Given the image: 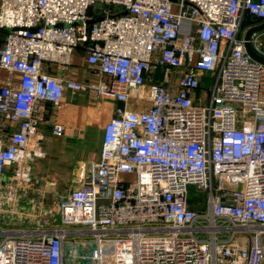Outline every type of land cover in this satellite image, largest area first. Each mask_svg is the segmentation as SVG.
<instances>
[{"label": "built area", "instance_id": "1", "mask_svg": "<svg viewBox=\"0 0 264 264\" xmlns=\"http://www.w3.org/2000/svg\"><path fill=\"white\" fill-rule=\"evenodd\" d=\"M263 22L264 0H0V177L32 179L44 103H116L55 215L0 218V264H66L68 238L92 264H264V64L244 45ZM248 42L264 58V30ZM79 48L91 81L47 71Z\"/></svg>", "mask_w": 264, "mask_h": 264}, {"label": "crops", "instance_id": "2", "mask_svg": "<svg viewBox=\"0 0 264 264\" xmlns=\"http://www.w3.org/2000/svg\"><path fill=\"white\" fill-rule=\"evenodd\" d=\"M47 71L78 82H89L94 76L93 69L86 64L82 48L75 52L72 65L68 69L60 71L56 66L51 65ZM155 77L158 80L161 78L158 74ZM90 98L89 93L66 91L58 106L43 104L44 119L39 127L40 139L38 138V141L31 145V148L37 145L35 148L39 149L43 156L29 161L28 166L30 177L40 184L42 193L44 190V193L47 191L48 194L44 197L47 202L45 203L44 199L43 201L32 199L30 190L33 186L26 185L20 192V188L14 185V170L9 168L1 177L0 182V218L3 222L5 221V225L10 223L8 226L12 228H21L23 223L19 218L22 214L19 212L24 209L46 207L55 210L59 199L83 180L88 163L97 160L103 126L111 118L116 103L106 98H103L102 102L92 103ZM101 121L103 124L98 131L97 128ZM54 124L62 126L60 135L53 134ZM13 190L23 194L17 204H10L3 200V195ZM25 190L27 193L24 195ZM2 202L14 212H5L2 209L4 207Z\"/></svg>", "mask_w": 264, "mask_h": 264}, {"label": "rangeland", "instance_id": "3", "mask_svg": "<svg viewBox=\"0 0 264 264\" xmlns=\"http://www.w3.org/2000/svg\"><path fill=\"white\" fill-rule=\"evenodd\" d=\"M207 77H209L210 75L207 74ZM211 77V76H210ZM89 95L91 96L90 98V102L94 103V102H102L101 97L96 96L93 92H90ZM98 99V100H97ZM104 101V100H103ZM116 106V104H114V107ZM103 122H100V125H98V131H100V128L102 126ZM32 178L29 183H26L25 181L21 180L20 177L17 178V180H15V185L16 187H19V191L22 192L23 189L26 187V185H30L33 182ZM0 182H1V177H0ZM40 184H36L33 185V189L30 190V194L32 195V199L37 201H43L46 203L47 200H45L44 197L47 196V191L46 193L45 190L42 193V189L39 187ZM2 188H4L5 186H1ZM38 188V189H36ZM4 190V189H1ZM6 191H4L5 193ZM45 194V195H43ZM43 195V197L41 196ZM50 199V198H49ZM6 206V205H3ZM48 208L46 207H41V209L39 208H34V209H24V211H18L19 214L21 215V218H19L20 222H22V226L21 228L24 230H28V231H32L35 230L37 227L36 225H34L37 221H39L40 223L43 221L44 217V211H47ZM53 214L55 215V210H52ZM58 216V213H56ZM2 215V214H1ZM91 238V235H86L85 237L81 236L80 239H85L88 241V239ZM94 245L93 243L88 244L86 246H79L77 244H75V242L73 240H70V238H68L67 242L64 245V256H65V263L66 264H92L89 261L88 256L91 254V251L93 249Z\"/></svg>", "mask_w": 264, "mask_h": 264}, {"label": "water", "instance_id": "4", "mask_svg": "<svg viewBox=\"0 0 264 264\" xmlns=\"http://www.w3.org/2000/svg\"><path fill=\"white\" fill-rule=\"evenodd\" d=\"M262 30H264V22L261 23V24L258 25V26H254V27L249 28V29L246 31L245 35H244V40H245L244 45H245V48H246L248 54H249L252 58H254L255 60H257V61H259V62H261V63L264 64V58L261 57V56H259V55H257V54L252 50V48H251V46H250V44H249V42H248L249 37H250V35H251L252 33H254V32H259V31H262Z\"/></svg>", "mask_w": 264, "mask_h": 264}, {"label": "trees", "instance_id": "5", "mask_svg": "<svg viewBox=\"0 0 264 264\" xmlns=\"http://www.w3.org/2000/svg\"><path fill=\"white\" fill-rule=\"evenodd\" d=\"M251 22H253L252 18L249 15H247V17L245 19V23L248 24V23H251Z\"/></svg>", "mask_w": 264, "mask_h": 264}]
</instances>
